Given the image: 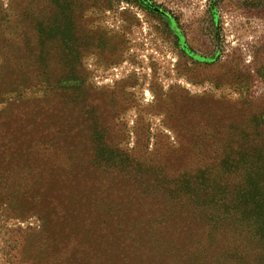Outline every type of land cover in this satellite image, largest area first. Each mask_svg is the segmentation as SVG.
<instances>
[{"label": "rangeland", "instance_id": "obj_1", "mask_svg": "<svg viewBox=\"0 0 264 264\" xmlns=\"http://www.w3.org/2000/svg\"><path fill=\"white\" fill-rule=\"evenodd\" d=\"M229 138L264 151V0H0V264H264L166 182Z\"/></svg>", "mask_w": 264, "mask_h": 264}, {"label": "trees", "instance_id": "obj_2", "mask_svg": "<svg viewBox=\"0 0 264 264\" xmlns=\"http://www.w3.org/2000/svg\"><path fill=\"white\" fill-rule=\"evenodd\" d=\"M140 135L144 139L147 138L148 129L142 130ZM241 135L247 134L241 132ZM215 142L220 157L215 163L184 167L178 177L166 182L179 188L177 194L184 192V196L189 195L187 199L205 203L203 206L212 212L209 218L205 215L204 218L212 226L219 228L228 224L232 227L233 222L246 224L250 231H255L254 236L264 243L263 148L245 144L238 146L230 138L215 139ZM145 150L147 151V148ZM132 154L131 151L126 155L129 165L134 163L130 158ZM201 156L202 153H199L196 158ZM133 165L140 167L136 162ZM204 190L206 193L200 197L199 193Z\"/></svg>", "mask_w": 264, "mask_h": 264}]
</instances>
